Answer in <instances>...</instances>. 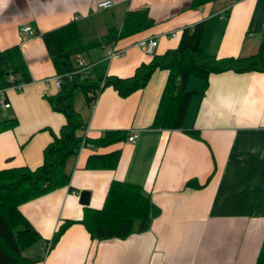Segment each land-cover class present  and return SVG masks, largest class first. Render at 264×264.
<instances>
[{
    "label": "crops",
    "instance_id": "0c3cea01",
    "mask_svg": "<svg viewBox=\"0 0 264 264\" xmlns=\"http://www.w3.org/2000/svg\"><path fill=\"white\" fill-rule=\"evenodd\" d=\"M0 0V48L18 44L32 79L20 89L4 88L0 120L17 122L0 130V168L43 160V147L65 122L46 95L58 90L49 77L55 68L41 32L70 20L87 40L86 51L74 56L89 76H127L154 53L177 45L185 25L204 21L200 46L217 56L249 55L262 45L264 0ZM148 9L153 23L114 41L95 44L109 29L120 28L126 10ZM32 26L28 36L21 27ZM174 33V34H173ZM154 37L152 53L138 42ZM124 48L119 56L110 50ZM168 76L156 68L147 83L122 96L112 86L101 89L91 111L73 104L86 127L97 137L108 129L138 131L135 142L121 139L83 147L74 157L70 185L60 186L19 204L18 208L41 239L25 254L41 256L28 264H264V70L225 69L210 72L202 94L191 95L180 127L152 124ZM186 87L202 80L194 75ZM86 100V99H85ZM192 130L194 134L189 133ZM119 150L113 168H89L93 153ZM112 179L139 184L150 198V225L125 237L93 238L79 220V191H89L87 205H102ZM73 220L45 250L58 226Z\"/></svg>",
    "mask_w": 264,
    "mask_h": 264
},
{
    "label": "trees",
    "instance_id": "16d2710c",
    "mask_svg": "<svg viewBox=\"0 0 264 264\" xmlns=\"http://www.w3.org/2000/svg\"><path fill=\"white\" fill-rule=\"evenodd\" d=\"M211 0H192L191 5L199 6ZM153 23L146 7L125 11L120 28L109 29L97 39L95 44L114 41L128 33L148 27ZM204 21L185 25L175 47L163 53H154L147 62H141L127 76L106 74L93 77L71 74L77 68L74 56L86 51L94 40H87L74 20L40 33L55 72L63 75L58 90L46 95L51 107L65 115V122L59 131L52 132V139L43 147V160L35 166L27 165L0 168V264H28L41 256H29L25 249L41 239L39 233L22 214L20 203L39 196L54 188L70 185L74 157L78 153L82 138L80 130L86 127L73 104L76 88H80L92 108L101 89L112 86L120 95L125 96L142 88L156 68H166L168 76L161 92L155 115L154 126L180 127L187 110L191 95L202 94L207 86L210 72L225 69L264 70L262 45L249 55L217 56L203 52L200 40ZM197 76L202 86L192 90L186 87V79ZM32 79L27 63L18 44L0 48V88L28 82ZM15 116L0 120V130L13 126ZM127 129H108L97 137L85 138L93 145H107L126 139ZM189 133L194 134L192 130ZM119 150L90 154L86 161L89 168H113L117 164ZM150 198L147 192L136 183L112 179L103 203L99 207L83 206L79 220L93 238L125 237L132 231H141L150 225ZM73 220L62 222L51 237L55 244L63 230Z\"/></svg>",
    "mask_w": 264,
    "mask_h": 264
},
{
    "label": "built area",
    "instance_id": "2783aa9c",
    "mask_svg": "<svg viewBox=\"0 0 264 264\" xmlns=\"http://www.w3.org/2000/svg\"><path fill=\"white\" fill-rule=\"evenodd\" d=\"M113 5V1L112 0H99L97 2V6L99 8H108L110 6ZM22 31H24L25 33H27L28 36L34 34V30L32 28L31 25L29 24H25L21 27ZM174 34V33H173ZM138 44L148 53H152L157 45V39L154 37H150L148 39H141ZM124 51V48H114L112 50H110V52L108 53V57H116L119 56L120 54H122ZM74 73H80L81 75H87V71H86V66L84 65H78L76 69L71 71V74L69 73V75H73ZM49 80L56 86V87H60L62 80H63V75L59 74V73H54L53 75H51L49 77ZM23 83H18L16 84V88L20 89L22 87ZM5 94H4V88H0V100L2 102V104L4 106H9V102L5 100ZM86 134L84 133V136L82 138L80 147L78 149V152L80 149H82L83 147H92L93 143H91L90 141H88L85 138ZM138 136V131L133 129L132 131H130L126 137V139L130 142H135L136 138ZM51 246V240H47L45 242V250L49 249V247Z\"/></svg>",
    "mask_w": 264,
    "mask_h": 264
},
{
    "label": "rangeland",
    "instance_id": "374dc122",
    "mask_svg": "<svg viewBox=\"0 0 264 264\" xmlns=\"http://www.w3.org/2000/svg\"><path fill=\"white\" fill-rule=\"evenodd\" d=\"M188 89H190V88L188 87ZM73 98H74V101H75L77 108H85L86 107L85 95H84V92L80 88H76L74 90ZM90 111H91V108H89V112Z\"/></svg>",
    "mask_w": 264,
    "mask_h": 264
},
{
    "label": "water",
    "instance_id": "95a60500",
    "mask_svg": "<svg viewBox=\"0 0 264 264\" xmlns=\"http://www.w3.org/2000/svg\"><path fill=\"white\" fill-rule=\"evenodd\" d=\"M79 200L83 204H87L89 201V191L87 189H81L79 191Z\"/></svg>",
    "mask_w": 264,
    "mask_h": 264
}]
</instances>
